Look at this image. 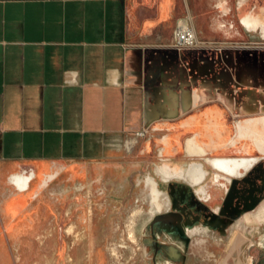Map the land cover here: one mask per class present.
Masks as SVG:
<instances>
[{"label": "crops", "instance_id": "obj_1", "mask_svg": "<svg viewBox=\"0 0 264 264\" xmlns=\"http://www.w3.org/2000/svg\"><path fill=\"white\" fill-rule=\"evenodd\" d=\"M232 1L237 40L257 29L251 16L264 40V3ZM130 2L0 0L1 238L50 174L125 168L115 159L123 143L146 140L140 131L160 151L158 189L210 187L231 174L219 159L251 162L234 168L238 178L264 162V55L176 48L141 32ZM222 25L215 18L211 34Z\"/></svg>", "mask_w": 264, "mask_h": 264}, {"label": "rangeland", "instance_id": "obj_2", "mask_svg": "<svg viewBox=\"0 0 264 264\" xmlns=\"http://www.w3.org/2000/svg\"><path fill=\"white\" fill-rule=\"evenodd\" d=\"M130 1L141 8V32L154 28L160 41L173 42L176 22L188 12L200 41H238L236 25H225L234 20L221 14L216 0ZM165 6L173 14H165ZM215 18L223 25L212 35ZM251 19L259 30V21ZM256 30L244 32L243 41L264 43ZM125 144L123 157L115 159L125 168L50 174L24 216L15 217L12 232L0 237V264H264V200L251 208L238 204L215 225L207 224L206 216L213 207L191 204L174 225L165 218L178 209L166 199L162 182L157 188L156 145L145 153L143 139L135 142L136 150ZM196 216L201 220L192 222ZM187 218L191 224L182 227ZM170 226L176 231L169 233ZM169 247L180 252L178 261L166 252Z\"/></svg>", "mask_w": 264, "mask_h": 264}, {"label": "flooded vegetation", "instance_id": "obj_3", "mask_svg": "<svg viewBox=\"0 0 264 264\" xmlns=\"http://www.w3.org/2000/svg\"><path fill=\"white\" fill-rule=\"evenodd\" d=\"M214 4L215 6L219 7L220 11H224V16L229 17L231 20H234L233 22H228L225 25L234 26V24H236L234 1H227V3L224 2V4L221 5L219 4V1L216 0ZM248 4L253 7V4L251 2H248ZM184 18L189 19L190 23L193 24L194 28L196 29L199 44L194 48L200 47L201 49L207 50V48L210 46H216L227 54H236L238 52L242 53L243 50H248V53H251L252 55H264V43H261V45L258 43L256 45H253V43L251 42L243 43L242 41L235 42L231 40L224 41V44H222L221 41H200L199 33L193 15L188 12L184 16ZM243 21H245L248 25L252 23L248 20V18H246V20L245 18H243ZM251 28L252 31L256 30L254 29V27ZM139 136L146 138L147 140H144L145 145L143 150V152L146 153V151L151 149L153 143L155 144V141L151 137L147 138L145 131L144 135ZM156 152L159 158L160 151L158 150V148ZM221 161H229L230 166L226 168L221 167L219 165ZM233 162L240 163V166H245V168H248L252 165V163L248 162V160L241 161L238 159H219L218 161H216L217 167L231 174H215L213 176V182L210 187H205L202 184H198L194 187L190 186V184L187 182L164 183L163 189L166 191V199L172 206L178 209L177 213H171L167 215L165 220H170L169 222H172V224L176 225V223L182 221V217L187 206L191 204H199L205 207H213L211 208V212L207 213L206 216L209 218L207 224L215 225L218 222L224 223L225 220L224 218H221V216H231L233 211L235 210L234 208H236L238 204H240V209L248 207L251 208L252 204L255 201L260 202L261 200H264V162L256 164L242 177L239 176V178L234 175V170H232V168H235V166H232ZM216 217H218V220H216ZM200 220V216H196L193 221L191 218H187L184 221V224H181V226H189L191 224V221L198 222ZM167 231L169 233H172L176 231V229H174L173 226H170L168 227ZM166 252L174 261H178L181 255L180 252L174 247H169L168 249L166 248Z\"/></svg>", "mask_w": 264, "mask_h": 264}, {"label": "built area", "instance_id": "obj_4", "mask_svg": "<svg viewBox=\"0 0 264 264\" xmlns=\"http://www.w3.org/2000/svg\"><path fill=\"white\" fill-rule=\"evenodd\" d=\"M198 44L199 39L193 24L187 18L178 19L174 28L172 45L176 48H194ZM137 134L144 135V131Z\"/></svg>", "mask_w": 264, "mask_h": 264}, {"label": "bare ground", "instance_id": "obj_5", "mask_svg": "<svg viewBox=\"0 0 264 264\" xmlns=\"http://www.w3.org/2000/svg\"><path fill=\"white\" fill-rule=\"evenodd\" d=\"M219 165L223 168H226V167H229L230 166V162L229 161H221L219 163ZM232 166H235V167H239L240 166V163H237V162H233L232 163ZM231 169V168H230ZM232 170H234V168H232Z\"/></svg>", "mask_w": 264, "mask_h": 264}]
</instances>
